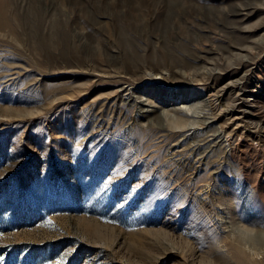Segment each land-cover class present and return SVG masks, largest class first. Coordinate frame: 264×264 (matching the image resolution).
<instances>
[{"label": "rangeland", "instance_id": "rangeland-1", "mask_svg": "<svg viewBox=\"0 0 264 264\" xmlns=\"http://www.w3.org/2000/svg\"><path fill=\"white\" fill-rule=\"evenodd\" d=\"M263 27L264 0H0V264H264V139L221 89L264 120Z\"/></svg>", "mask_w": 264, "mask_h": 264}, {"label": "bare ground", "instance_id": "bare-ground-1", "mask_svg": "<svg viewBox=\"0 0 264 264\" xmlns=\"http://www.w3.org/2000/svg\"><path fill=\"white\" fill-rule=\"evenodd\" d=\"M262 30L263 31L260 33V38L264 39V29ZM245 75L247 74H244V76ZM158 77L159 75H156V78ZM255 78L256 80L254 79L255 80L254 82L256 83L257 80L260 81L261 77L258 78L257 76H255ZM242 82L243 81L241 77H237V78L228 80L224 85L221 86L222 91L227 90L228 88H232L235 90L236 88L241 89V92L235 94L230 99L228 106L222 109L228 118V120L225 121V123L222 125L223 129L225 131L227 130L228 131L227 133H230L229 136H231V134L234 131H239L241 126L244 128L247 127L249 129H252L253 132H258L261 130L260 132H262V135L260 136H262L263 138L260 137V139L263 140L264 139V133H263L264 132V120L261 118H258L257 116L259 112L258 110L261 109V105L258 104V100H257L258 98L256 97V92H260L261 90L256 89L257 88L256 86L255 88H252V89L250 87H247V89H244L242 87L243 86ZM233 122H236V126L232 127ZM258 136L259 135L257 133V136L255 137H258Z\"/></svg>", "mask_w": 264, "mask_h": 264}, {"label": "snow or ice", "instance_id": "snow-or-ice-1", "mask_svg": "<svg viewBox=\"0 0 264 264\" xmlns=\"http://www.w3.org/2000/svg\"><path fill=\"white\" fill-rule=\"evenodd\" d=\"M0 259H2V257H0Z\"/></svg>", "mask_w": 264, "mask_h": 264}]
</instances>
